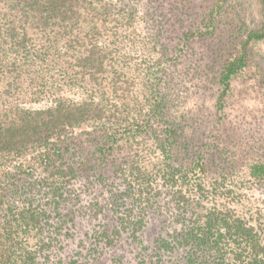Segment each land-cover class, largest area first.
<instances>
[{
	"label": "trees",
	"instance_id": "trees-1",
	"mask_svg": "<svg viewBox=\"0 0 264 264\" xmlns=\"http://www.w3.org/2000/svg\"><path fill=\"white\" fill-rule=\"evenodd\" d=\"M202 1L211 3L206 14L175 45L154 42L153 56L133 0H0V264H44L30 238L47 212L20 185L19 161L37 150L46 167H56L58 181L42 182L55 196L60 180L106 170L109 157L119 171L157 172L164 187L176 189L183 223L176 241L188 248L182 264H264L260 231L226 202L207 152L192 151L169 96L172 69L188 45L214 41V107L222 120L253 45L264 42V0L257 29L237 17L224 23L227 0ZM82 126L93 127L90 154L61 169L62 144ZM249 175L264 185V161H253ZM159 248L176 246L163 239Z\"/></svg>",
	"mask_w": 264,
	"mask_h": 264
},
{
	"label": "rangeland",
	"instance_id": "rangeland-1",
	"mask_svg": "<svg viewBox=\"0 0 264 264\" xmlns=\"http://www.w3.org/2000/svg\"><path fill=\"white\" fill-rule=\"evenodd\" d=\"M193 1V2H192ZM139 11L140 31L147 35L146 53L157 56L164 41L175 45L196 17L210 8L202 0H133ZM237 17L248 26H261L259 0H227L224 23ZM149 38V39H148ZM214 41L195 39L187 55L172 69L169 96L184 136L192 151L203 150L211 160L212 174L219 178L226 202L260 231L264 240V185L249 175L253 161H264V42L254 44L251 65L234 82V91L219 121L214 107V79L220 64ZM65 97H74L66 90ZM93 127L82 126L69 133L64 147V164L77 166L90 154L88 136ZM60 142H58L59 144ZM40 152L20 159L21 187L28 197L46 210L43 228L30 238L40 248L44 264H182L188 248L179 246L183 223L176 207V189L164 187L157 172L119 171L113 157L99 173L78 171L62 182L61 195L45 178L57 182L55 168L46 167ZM10 163V162H9ZM8 163V164H9ZM17 162H11L10 167ZM67 164V165H66ZM144 166L143 162H140ZM145 167V166H144ZM144 170V169H143ZM176 248L163 251L161 240Z\"/></svg>",
	"mask_w": 264,
	"mask_h": 264
}]
</instances>
